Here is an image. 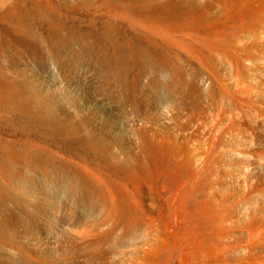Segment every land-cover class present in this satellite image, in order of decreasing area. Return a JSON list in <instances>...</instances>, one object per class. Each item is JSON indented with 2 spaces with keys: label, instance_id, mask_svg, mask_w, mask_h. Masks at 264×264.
<instances>
[{
  "label": "rangeland",
  "instance_id": "1",
  "mask_svg": "<svg viewBox=\"0 0 264 264\" xmlns=\"http://www.w3.org/2000/svg\"><path fill=\"white\" fill-rule=\"evenodd\" d=\"M154 1L24 11L15 0L0 12V64L50 115L0 108V158L53 161L62 215L46 223V264H264V0ZM22 31L39 63L8 43ZM55 54L74 66L68 80ZM65 101L95 115L99 144L127 145V160L53 148L64 140L46 123L69 117ZM0 195L1 230L25 225L30 208Z\"/></svg>",
  "mask_w": 264,
  "mask_h": 264
},
{
  "label": "bare ground",
  "instance_id": "2",
  "mask_svg": "<svg viewBox=\"0 0 264 264\" xmlns=\"http://www.w3.org/2000/svg\"><path fill=\"white\" fill-rule=\"evenodd\" d=\"M143 1H145V0H143ZM155 1H154V4H155ZM13 2H15V0H0V12L2 13L4 11H6L7 9L8 10L9 9L15 10V8L11 7ZM26 2H27V0H19V5H17V8H18V6L19 7L21 6L24 8V6L28 3V2L27 3ZM156 3H158V2H156ZM17 4H18V2H17ZM82 4H84V3H82ZM152 4H153V2H152ZM21 7H20V9H22ZM149 7H152V5ZM156 8H157V6H156ZM22 10H24V9H22ZM7 11H6V14H7ZM24 11H26V10H24ZM8 12L10 13V11H8ZM4 16L6 17V15H4ZM20 17H21V15H20ZM22 17H23V15H22ZM24 19L25 18L23 17V20ZM23 22H22V24H24ZM26 23H27V21H26ZM20 26H21V24H20ZM22 27H24V26H22ZM24 34L25 33L22 31V33L19 34L18 39L7 40V41L10 45L15 46L19 50V54H21V57H24V58L34 62V64L39 63L40 62L39 52L36 50L35 46L32 43L23 39V37L26 36V35L24 36ZM58 43H60V41ZM54 44H55V42H54ZM58 46H59V44H58ZM4 47L2 44L1 49H3ZM52 50H54L56 52L58 50V47H57V50H55L54 48ZM55 57L58 58L59 56L57 54H55ZM57 58H55V59L58 62L55 61V63L58 64V71L63 78L67 79L68 77H70L69 76L70 73H72L74 71V68H73L74 66L72 67L71 64L68 65V63L66 65H63L62 62L60 61V59L58 58L59 59L58 60ZM12 69H13V67L11 65L0 64V108L5 109V110H13V109L17 108L19 105H22V110H25L23 112L26 113V111H29L30 113H28V115L33 114V117H35L34 115H36L37 117L40 116V118L43 119V121H44V118H45V120H47L46 118H48L50 116L48 113L49 108H47L48 105H46L48 102L44 104L45 101L44 102L42 101V99L39 97L38 93L35 94L32 92H29V90L26 91L25 89L30 84L28 85L26 83L28 86L27 85L25 86L24 84H22L19 81V79L17 80L16 78L9 76L8 74L10 71H12ZM176 74H178V73H176ZM177 78H179V77L177 76ZM19 84H22L23 87L25 86V88L22 89L23 87L20 86ZM29 89H31V91L34 90L33 88H29ZM65 102H66L65 103V112L69 115V117L66 116L67 119L64 118L65 120L63 121V123H61L60 127H57V125H55V123L54 124L50 123L51 125L48 124V121L46 123V126L51 128L53 131L60 132V134L62 135L63 140H64L63 141L64 143H62V144H58V143L52 144L53 148H57L63 152H69V154L70 153L79 154V151L81 152L83 149L85 150L86 147L88 149V147L90 146L93 148L92 150L95 151L96 155L99 154L101 157H103V158L105 157L107 160L117 161V163H118V161L127 160L129 151L127 152V148L126 149L124 148L127 145L124 147H121V146H123V144H120L119 142H117L116 140H113V139H108V141H106L104 144L98 143L99 142L98 140H100V139L98 138L97 134L94 133V132H96V130H95L96 129V127H95L96 123H95V115L94 114H92V113L90 114L88 112H83L80 110H79L80 111V113H79L71 104L72 102H70V101H65ZM18 109L21 110V106ZM81 113H83V114H81ZM31 115H30V117H31ZM101 138H102V136H101ZM102 143H103V141H102ZM94 151L92 153L93 155H95ZM66 154H68V153H66ZM15 157L16 158H14V157L11 158V156H8L6 158L5 157L0 158V184L2 187V192H0V193L3 195L2 197H6V198H8V200L12 199L13 201H16V203L20 202L22 205H26L25 207L30 208L32 216L29 215V217L31 216L29 221H28L29 217H27L28 219L25 218L27 220V223L25 225L24 224L19 225L20 223L19 224L17 223L18 224L17 226L6 224V226H4L5 229H3L4 231H2L0 228V264H20L21 260L25 261L27 264H46L47 261H45V260H48V259H46V258L44 259V255H45L44 250L45 249L43 246L44 245L43 244V241H44L43 235L48 234L47 229L50 230V228L47 227L49 225V222H51L49 220L52 218H55L54 216L57 213L59 214V216L62 215V214H60L61 212H59L60 208H58V206L56 205L57 200H55V198H57V197L54 196L55 194L53 193L54 194L53 195L54 199H53L52 194H51L54 191V190L53 191L51 190L53 187L50 188L51 186L49 185L51 183L50 179L54 176V175L52 176V171H54V170H53V167L51 164L53 161L51 163H49L50 160L45 161L44 159H46V158H44V157H43L44 158L43 160L41 158H39V159L35 158L34 159L33 157H30V159L28 157H26L27 159L26 158H20L21 156H19V158H17V156H15ZM75 157L78 158V156H75ZM79 157H80L81 161L85 160V158H86V157H83L82 154H81V156L79 155ZM107 160H106V162H107ZM95 162L96 161H94L93 163H95ZM98 164H96V165H98ZM96 165L94 167H96ZM101 165L103 166L105 164H101ZM98 167H96V168H98ZM99 168L101 170V167H99ZM102 168L105 169V167H102ZM94 170H95V168H94ZM75 172H77V171H75ZM55 173H56V171H55ZM82 173H84L87 176L86 172L82 171ZM76 174H79V173L77 172ZM84 174H83V176H84ZM39 177L42 178L41 182L38 181ZM77 177H78V175H77ZM80 177H78V178L83 179V177H81V178ZM83 182H86V181H83ZM79 183H82V182L80 181ZM79 183H77V184H79ZM54 184L55 183H53L52 185H54ZM54 186L56 187V184ZM55 189H57V187ZM58 199H60V197ZM58 203H59V201H58ZM19 206H20V204H19ZM27 211H29V210H27ZM30 211H29V213H30ZM53 214H54V216H53ZM106 214H108V210H107ZM26 215H27V213H26ZM108 216L109 215H107V217ZM104 219L107 221L106 215H105ZM61 220H62V218H61ZM47 222H48V225L46 224ZM57 222H58V220H57ZM60 222H59V224H60ZM54 224H56V222ZM57 225L55 227H57ZM52 226H54L53 223H52ZM21 227L23 228V231H21ZM61 227H63V226H61ZM57 230H59V229H57ZM49 233L51 234V232H49ZM45 238H47V237H45ZM47 243H49V242H47ZM46 247H47V245H46ZM149 247H151V245ZM151 248H153V246ZM152 250L153 249L149 248V251L146 250L145 252L151 251L150 252V255H151V253L153 252ZM48 252L49 251L47 250V253ZM145 255L147 256L148 254H145ZM150 255H148V256H150ZM143 256L144 255H142V257ZM148 256H147V259H148ZM139 258L141 259V257H139ZM134 259H136V258H134ZM138 259L136 261L133 260V262H131V263L142 264V260H143V262L145 260L143 258H142V260H140V259L138 260Z\"/></svg>",
  "mask_w": 264,
  "mask_h": 264
}]
</instances>
